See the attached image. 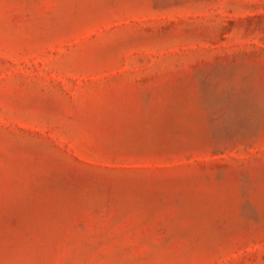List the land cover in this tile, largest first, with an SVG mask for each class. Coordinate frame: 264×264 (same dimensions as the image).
Here are the masks:
<instances>
[{"label": "rangeland", "instance_id": "obj_1", "mask_svg": "<svg viewBox=\"0 0 264 264\" xmlns=\"http://www.w3.org/2000/svg\"><path fill=\"white\" fill-rule=\"evenodd\" d=\"M0 264H264V0H0Z\"/></svg>", "mask_w": 264, "mask_h": 264}]
</instances>
